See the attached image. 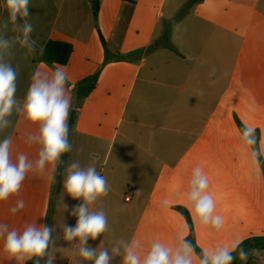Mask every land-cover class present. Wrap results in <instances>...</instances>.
Instances as JSON below:
<instances>
[{
    "label": "crops",
    "instance_id": "1",
    "mask_svg": "<svg viewBox=\"0 0 264 264\" xmlns=\"http://www.w3.org/2000/svg\"><path fill=\"white\" fill-rule=\"evenodd\" d=\"M93 1L30 0L27 19L34 25L36 50L26 53L17 45L12 57L18 70L16 98L22 104L33 72H42L38 58L44 43L62 41L51 37L61 19L76 27L85 46L83 61L95 68L76 83L99 72L90 93L75 100L70 135V140L78 137L87 155L83 163L95 160L109 187L107 196L89 205L105 211L108 230L89 245L110 250L121 239L139 241L141 259L156 241L176 248L189 233L177 206L188 212L200 250L264 235V0H175L168 13L163 0H98L96 15ZM7 15L5 0H0V19ZM95 16L112 25L107 35L99 32L112 54L103 61L99 46L92 44ZM11 27L7 36L15 35ZM89 48L99 54H89ZM9 119L0 139L10 136L11 154L19 150L35 161L40 146L26 140L38 133V125L25 131L28 120L15 110ZM239 125L256 129L258 156L243 144ZM196 167L208 178L213 215L223 218L219 230L202 224L187 199ZM28 182L27 174L14 206L20 199L25 206L30 201L24 194ZM59 189L52 202L59 199ZM66 199L71 206L65 224L75 225L70 211L81 201ZM35 201L44 205L42 194ZM10 207L11 197L0 201V224L23 230L26 208L12 213ZM42 213L38 210V219ZM78 247L73 242L59 247L53 264H93L78 255ZM110 264H122V256ZM193 264H198L195 255ZM251 264H264V259Z\"/></svg>",
    "mask_w": 264,
    "mask_h": 264
},
{
    "label": "clouds",
    "instance_id": "2",
    "mask_svg": "<svg viewBox=\"0 0 264 264\" xmlns=\"http://www.w3.org/2000/svg\"><path fill=\"white\" fill-rule=\"evenodd\" d=\"M7 18L0 19V131L10 126L9 117L13 111L22 112L26 120L38 125V133L29 134L26 142L38 144V159L33 163L24 153L16 160L11 157L10 136L0 139V201L9 199L19 193L23 181L30 171L43 174L48 165L55 167L62 163V156L72 151L69 141L68 120L72 108V93L69 90V77L63 67H56L50 74L34 71L23 103L19 104L17 92V67L12 63V57L17 45L26 53L35 51V41L32 39L34 25L27 18L30 13V0H5ZM15 33L7 36L9 31ZM241 139L244 145L254 146L257 143L256 129L244 126L241 129ZM259 153L253 148V156ZM66 178L63 181L65 193L74 200L82 199L83 203L71 208L70 215L76 217L75 225L63 224V239L78 244V255L93 264H110L116 256H122V264H193L194 255L198 264H233L237 253L242 261L248 259V253L241 246L243 241L236 240L231 246H217L215 249L201 250L196 253L191 241L181 238L178 247L172 248L156 241L143 259L138 252L139 241H116L111 249L93 248L88 241L96 240L108 230V220L105 211L90 210L100 197L107 196L109 187L107 180L96 168V161L81 165L74 160L68 164ZM209 187L207 176L200 167L193 170L187 199L194 205V212L204 225H211L219 230L223 224L220 215H213L215 202L206 190ZM164 205L169 204L165 200ZM64 204V203H63ZM25 207L23 199L17 200L12 213H17ZM68 206L64 204V211ZM54 226L32 223L25 226L22 232L9 230L6 223L0 224V237L4 238V252L13 260L25 262L34 259V264H40V259L49 257V246L54 244ZM53 255L47 258L46 264H53Z\"/></svg>",
    "mask_w": 264,
    "mask_h": 264
},
{
    "label": "rangeland",
    "instance_id": "3",
    "mask_svg": "<svg viewBox=\"0 0 264 264\" xmlns=\"http://www.w3.org/2000/svg\"><path fill=\"white\" fill-rule=\"evenodd\" d=\"M153 1L155 4H157L160 0H153ZM174 1L175 0H163L164 13H168L172 10L171 7ZM125 12H126V9L124 13ZM59 21L61 22V19H59ZM60 22H58V24L54 27V31L51 37L54 39L66 41L72 44L73 52L70 56L71 58L68 61V63L64 66L49 65L43 62L42 63L43 67L41 70H42V73L50 74L56 67H63L65 69V71L68 74L69 82H70L69 90H71L70 87L73 88L71 90L72 98H73L72 99L73 106L70 110L71 112L72 109H74L75 107V100L78 98L77 96L73 95L74 94L73 92L76 88L77 79L81 77L82 75H84L87 71H92L95 68L93 69L90 68V66L92 67V64L85 63L83 61V54L85 52V46L83 44V41L78 36L79 33L75 31L76 27L69 26L68 24H65L64 21L62 23ZM90 27L94 31V38L92 39V44L95 43L97 44V46H99L101 50V54H102V61H103L104 59L112 56V54L106 49L104 45L105 41L101 39L99 32L103 35H107V32L111 30L112 25L110 23L108 24L102 23V21H99L95 16V18L94 19L92 18L90 21ZM93 48H89L88 53L89 54L91 53L99 54V52L97 50H94ZM39 62H42V61L39 60ZM78 99L81 100L82 98H78ZM34 128H36V125L28 121L27 126L24 128V130L28 132L30 129H34ZM71 134H72V129H71ZM69 141H71V144L74 148L73 153L71 154V160L72 161L78 160L80 161L82 166L85 165L83 161L84 160L87 161L88 159H87L86 153L80 150V142L78 141V137L75 136L73 138V135H72V140H70L69 138ZM19 154H20L19 150L14 149L12 151L11 155H12L13 161L16 160V157ZM36 159H38V157ZM35 161L33 160V163ZM57 165L59 167V172L57 171V169L55 170L52 165H48L43 174L35 172V171H30L28 173V179H30L31 182L26 183L25 189H24V194L30 199V201H28L27 205L25 206L27 210L26 225L35 223L36 220L38 221L41 219V224H47L50 226H54V228L56 229L53 232V239L55 243L50 244L49 246L50 256L49 257L45 256L44 258H41V259L47 260V258H51V256L53 255L54 257L53 262L59 259V256L57 255L58 248L59 247L66 248L67 246H69V243H70L63 239V224H65L64 216H65V211H66V210L64 211V204H66L68 207H70L71 205L67 203V199H66L67 193H65L63 185H60V183L63 184V181H64V180L62 181L61 178L63 177L64 179L66 178L65 169L67 167L66 168H64V166L62 167L61 163ZM57 177L58 179H55ZM40 183H41V186H40ZM59 187H60L59 189L60 197L58 200L52 202L51 198L52 199L54 198L55 192L58 191ZM38 193L42 194L43 199H44V205L37 204L38 202L35 201V199L38 197ZM51 194H52V197H51ZM14 196L15 195L11 196L12 207H14V202H15ZM80 201H81L80 203H83L82 199H80ZM38 210L43 211L42 213L43 216L40 217L39 219L37 216ZM54 216H56V218H54L53 222H51L53 219L52 217ZM13 230H17L18 232H20L19 228H16V227ZM22 231L23 230H21V232ZM3 246H4V238L0 237V264H33L34 259H36V258H33V260H29L25 262L15 261L11 257H9L7 253L4 252Z\"/></svg>",
    "mask_w": 264,
    "mask_h": 264
},
{
    "label": "trees",
    "instance_id": "4",
    "mask_svg": "<svg viewBox=\"0 0 264 264\" xmlns=\"http://www.w3.org/2000/svg\"><path fill=\"white\" fill-rule=\"evenodd\" d=\"M97 4H98V0H94L93 7H92V11L94 15H96V12H97ZM71 53H72V45L70 43L65 42V41L47 40L44 43L40 51V55L38 59L44 62L45 64L63 66V65H66V63L68 62V59ZM98 74L99 72L97 71L92 75H89V76H86L80 79L76 83L75 93L78 98H83L90 93V91L94 88L97 82ZM73 119H74V111L72 110L70 112V116L68 120L69 138H70L71 129L73 126ZM239 128L241 131L242 127L240 125H239ZM252 148H255L256 150L257 145L252 146ZM68 156H69V152L63 154L61 158L62 167L65 165L68 159ZM57 171L59 172V167ZM263 171H264V168H263ZM55 179H58V177ZM175 208L186 219V222L189 227V233L186 239L192 242V244L195 247L196 253L199 254L201 250L198 248V246L195 243L193 227H192V223H191L188 212L183 207H180V206H177ZM242 241L243 243L241 246L248 253V259L246 261H242L239 259L237 253H233V255L236 256V259L233 260V264H251L252 261L257 257H261L264 259V235L250 236V237L243 239Z\"/></svg>",
    "mask_w": 264,
    "mask_h": 264
},
{
    "label": "built area",
    "instance_id": "5",
    "mask_svg": "<svg viewBox=\"0 0 264 264\" xmlns=\"http://www.w3.org/2000/svg\"><path fill=\"white\" fill-rule=\"evenodd\" d=\"M126 199H128V198H126Z\"/></svg>",
    "mask_w": 264,
    "mask_h": 264
}]
</instances>
